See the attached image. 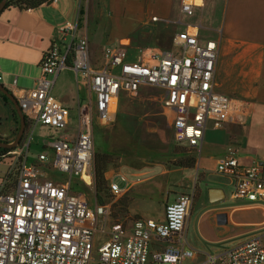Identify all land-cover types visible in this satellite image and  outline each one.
Instances as JSON below:
<instances>
[{
    "label": "crops",
    "instance_id": "obj_1",
    "mask_svg": "<svg viewBox=\"0 0 264 264\" xmlns=\"http://www.w3.org/2000/svg\"><path fill=\"white\" fill-rule=\"evenodd\" d=\"M181 4L182 0H86L80 7L73 0H57L36 9H3L0 83L17 101L32 90L44 54L67 23L77 22V36L87 37L94 68L104 66V50L110 45L125 49L127 60L134 62L142 50L180 57L183 50L176 38L187 30L196 32L202 46L218 42L216 91L241 101L243 107L221 128L209 120L196 149L175 142L174 113L164 108L165 91L160 87L142 84L134 94L120 91L107 117L95 110L94 96L70 66L59 72L52 90L68 113L61 139L77 138L81 113L91 119L92 177L88 184L74 177L72 187L90 208L103 206L107 211V224L105 216L97 225L95 246L109 240L118 216L127 230L133 218L164 222L166 206L195 188L185 234L196 256L185 264H201L254 237L264 238V202L234 197L233 179L216 171L229 148L236 150L240 166L264 168V0H197L191 15L181 12ZM27 124L25 134L34 136L38 129L43 142L50 137L46 129L54 130ZM20 125L14 104L0 92V139L13 142ZM7 171L8 162L0 163V193L13 191L2 188ZM65 178L48 175L46 180L62 183ZM112 184L119 186V195L111 192ZM161 246L152 241L151 253Z\"/></svg>",
    "mask_w": 264,
    "mask_h": 264
},
{
    "label": "built area",
    "instance_id": "obj_2",
    "mask_svg": "<svg viewBox=\"0 0 264 264\" xmlns=\"http://www.w3.org/2000/svg\"><path fill=\"white\" fill-rule=\"evenodd\" d=\"M76 1L81 7L86 0ZM196 1L182 0L181 12L191 15ZM60 31V39L43 56L34 88L18 99L31 124L58 132L67 128V110L52 95L57 75L67 66L94 96L95 110L106 117L120 91L134 94L142 84L164 89L163 106L174 113V140L190 148L201 146L209 120L221 128L243 107L241 101L216 91L219 43L202 46L195 31L177 36L183 50L180 57L142 50L137 61L130 62L125 49L110 45L104 50L102 68L91 66L88 39L77 36V22L67 23ZM32 136L31 132L29 139L8 153L12 160L2 188L13 183L14 189L0 193V264H149L150 258V264H185L195 258L185 234L195 188L166 206L164 222L136 219L127 230L124 221H117L111 224L109 240L96 247L97 225L107 211L103 206L90 208L72 187L74 177L86 184L92 177L90 116L80 114L76 139L45 140L35 163L29 161ZM44 168L66 178L62 183L49 182ZM216 171L233 179L234 197L264 202V168L240 166L234 148L218 162ZM111 192L119 195V186L112 184ZM152 241L162 244L153 254ZM201 264H264V238H252L218 258L208 256Z\"/></svg>",
    "mask_w": 264,
    "mask_h": 264
},
{
    "label": "rangeland",
    "instance_id": "obj_3",
    "mask_svg": "<svg viewBox=\"0 0 264 264\" xmlns=\"http://www.w3.org/2000/svg\"><path fill=\"white\" fill-rule=\"evenodd\" d=\"M74 2H76L77 3V1L76 0H73ZM85 3V2H84ZM87 12V11H86ZM28 122V121H27ZM46 129V128H45ZM73 127H71L70 128V130L71 131H73ZM47 130V134H46V136H50V137H48V139H45V140H47V141H51V140H60L61 139V134L63 133L62 131L60 132H58V131H54V130H50V129H46ZM18 134V133H17ZM51 134V135H50ZM17 136V135H16ZM29 137H30V133L28 132L27 134H24V136L22 137L23 139H21V142H20V144L18 145V146H20L22 143H23V141L24 140H26V139H29ZM43 138V137H42ZM41 137L39 138V134H38V129H37V131H35L34 132V136H33V140H32V145H31V148H30V151H29V158H30V161H33V160H36L37 161V159H38V156L40 155V150H43L44 151V146H43V140L44 139H42ZM15 139H16V137L14 138V140H13V142H11L10 144H13L14 143V141H15ZM111 141V140H110ZM112 141H114V140H112ZM115 141H116V139H115ZM17 146V147H18ZM102 148L105 150V149H107V146L104 144V145H102ZM33 159V160H32ZM44 171L49 175V176H51L52 178H54V179H58V180H63V178H64V175L62 176V174L61 173H58V172H56V171H53V170H48V169H46V168H44ZM110 200L111 201H114L112 198H110ZM124 213H126V212H124ZM126 218H129V216L128 215H124L123 216V219H126ZM115 219V218H114ZM121 218L118 216L117 217V220H115V221H122V220H120ZM137 218H133V221L134 220H136ZM255 238V237H254ZM103 241H101V243H102ZM97 251H95V254H94V258L95 259H97L98 258V254L96 253ZM151 261H152V258H150V263H151ZM149 263V264H150Z\"/></svg>",
    "mask_w": 264,
    "mask_h": 264
},
{
    "label": "trees",
    "instance_id": "obj_4",
    "mask_svg": "<svg viewBox=\"0 0 264 264\" xmlns=\"http://www.w3.org/2000/svg\"><path fill=\"white\" fill-rule=\"evenodd\" d=\"M3 0H0V2ZM51 0H8L7 3L5 4L4 9H9V8H18L20 10H29V9H36L40 7L43 4H49ZM5 99L8 100L6 96H4ZM27 124V120H26ZM28 127V124L26 125ZM27 130V128H26ZM18 133V132H17ZM23 139V138H22ZM1 142L8 144V141H3L0 139ZM16 148H6V147H1L0 146V163L2 162H8L12 160L11 156L8 155V153L14 151ZM14 180L12 179L11 182ZM7 191H11L14 189L13 183H9L5 187Z\"/></svg>",
    "mask_w": 264,
    "mask_h": 264
},
{
    "label": "water",
    "instance_id": "obj_5",
    "mask_svg": "<svg viewBox=\"0 0 264 264\" xmlns=\"http://www.w3.org/2000/svg\"><path fill=\"white\" fill-rule=\"evenodd\" d=\"M7 0H4L1 4H0V13L3 11L5 4H6ZM0 92L6 96L15 106V109L18 113V115L20 116V120H21V125H20V129L19 132L16 136V139L14 141L13 144H6L0 141V146L1 147H6V148H16L20 142L22 137L25 134V130H26V119L20 109L19 103L18 101L13 97V95L0 83Z\"/></svg>",
    "mask_w": 264,
    "mask_h": 264
}]
</instances>
